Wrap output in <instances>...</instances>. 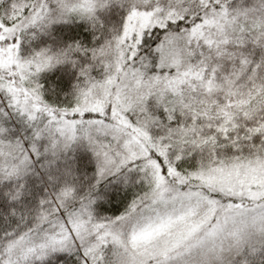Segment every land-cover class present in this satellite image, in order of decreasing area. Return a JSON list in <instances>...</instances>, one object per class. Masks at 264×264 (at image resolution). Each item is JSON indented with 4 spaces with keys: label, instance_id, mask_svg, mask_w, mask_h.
Segmentation results:
<instances>
[{
    "label": "snow or ice",
    "instance_id": "1",
    "mask_svg": "<svg viewBox=\"0 0 264 264\" xmlns=\"http://www.w3.org/2000/svg\"><path fill=\"white\" fill-rule=\"evenodd\" d=\"M0 264H264V0H0Z\"/></svg>",
    "mask_w": 264,
    "mask_h": 264
}]
</instances>
